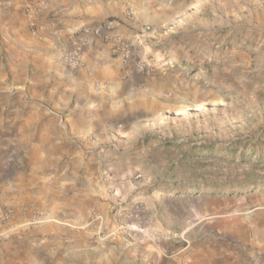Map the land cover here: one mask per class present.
Returning <instances> with one entry per match:
<instances>
[{
	"label": "rangeland",
	"instance_id": "obj_1",
	"mask_svg": "<svg viewBox=\"0 0 264 264\" xmlns=\"http://www.w3.org/2000/svg\"><path fill=\"white\" fill-rule=\"evenodd\" d=\"M103 1L111 19L147 10L155 25L129 59L111 52L159 77L156 102L133 117L105 110L86 139L66 140L55 126L45 166L35 168L44 195L0 212L2 223L18 224L15 248L40 222L50 226L63 186L76 182L98 188L80 219L85 236L47 233L38 243L45 264H264V184L250 183L242 159L252 154L248 138L264 140V0ZM69 19L61 0H0V112L34 118L31 142L38 117L64 123L73 111L69 101L57 106L52 91L54 71L70 68ZM19 26L30 43L15 36Z\"/></svg>",
	"mask_w": 264,
	"mask_h": 264
},
{
	"label": "crops",
	"instance_id": "obj_2",
	"mask_svg": "<svg viewBox=\"0 0 264 264\" xmlns=\"http://www.w3.org/2000/svg\"><path fill=\"white\" fill-rule=\"evenodd\" d=\"M61 3L67 7L70 14L67 27L68 43L63 37L67 44L66 50L71 47L70 39L74 30L83 26H98L110 18L107 9L110 5L103 0H61ZM134 14L132 19H129L126 13L115 16L116 30L131 35L147 25L150 18L147 10H138L139 15L135 12ZM156 21L161 23L163 19L158 17ZM149 25L156 29L155 25ZM22 27L15 29V36L24 43H30L29 31L22 30ZM110 47L109 43L96 39L95 46L84 57L83 66L61 67L54 71L53 102H57L60 107L61 102L69 101L73 111L64 123L61 120L56 122L52 117H43L38 112L43 118H37L40 124L32 142L30 125L34 118L30 115L22 116L17 111H8L6 114L0 112V212L8 205L19 206L30 198H42L44 195L45 186L37 172L40 167L43 169L45 166L48 154L45 148L47 139L57 137L55 126L64 128L62 134L64 133L66 140H73L72 136L86 139L91 135L94 118L103 120L105 110L108 112L105 116L113 113L118 117L119 110H123L128 117H133L134 110L156 102L161 86L159 77L143 75L125 66L118 58L112 56ZM47 78L51 79L45 76L42 80ZM1 99L4 97H0V103ZM57 140L60 145L63 144L61 138L58 137ZM62 189V196L55 200L54 214L47 219L50 226L45 228L46 222H40L36 226L35 237L23 240L21 249L15 248L11 237V234L17 231L18 224L0 221V264H15V261L20 259L28 261L31 255L34 260L32 264H45L43 246L38 243L47 233L51 236L58 235V241L85 236L80 227V219H85L89 207L95 204L94 198L98 188L75 182L65 184ZM26 232L24 229V233ZM192 260L191 263L195 261V264H204L206 261L200 257Z\"/></svg>",
	"mask_w": 264,
	"mask_h": 264
},
{
	"label": "built area",
	"instance_id": "obj_3",
	"mask_svg": "<svg viewBox=\"0 0 264 264\" xmlns=\"http://www.w3.org/2000/svg\"><path fill=\"white\" fill-rule=\"evenodd\" d=\"M40 5L37 1L34 7H40ZM134 15L132 10L126 12L129 19H132ZM153 31L154 28L148 24L131 35H124L116 30V20L111 18L102 21L98 26H85L75 32V35L71 38V47L64 56V63L70 68L83 66L84 57L93 48L96 39L109 43L113 52L129 59L132 56L134 46L143 44L146 36ZM136 68L144 72L149 68V64L147 65L140 60L136 64Z\"/></svg>",
	"mask_w": 264,
	"mask_h": 264
},
{
	"label": "trees",
	"instance_id": "obj_4",
	"mask_svg": "<svg viewBox=\"0 0 264 264\" xmlns=\"http://www.w3.org/2000/svg\"><path fill=\"white\" fill-rule=\"evenodd\" d=\"M245 147L251 148V156H243L244 164H249L248 170L249 177H251V184L261 183L264 184V155L253 158V155L257 153L259 149H264V140L262 136L253 139L248 138L247 142L244 143Z\"/></svg>",
	"mask_w": 264,
	"mask_h": 264
}]
</instances>
